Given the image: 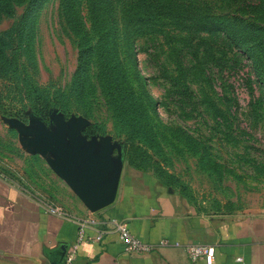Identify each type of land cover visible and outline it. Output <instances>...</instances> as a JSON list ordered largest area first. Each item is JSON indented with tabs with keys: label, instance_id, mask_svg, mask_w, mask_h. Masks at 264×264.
<instances>
[{
	"label": "rangeland",
	"instance_id": "obj_1",
	"mask_svg": "<svg viewBox=\"0 0 264 264\" xmlns=\"http://www.w3.org/2000/svg\"><path fill=\"white\" fill-rule=\"evenodd\" d=\"M58 127L198 211H264V0H0V175L60 198Z\"/></svg>",
	"mask_w": 264,
	"mask_h": 264
},
{
	"label": "crops",
	"instance_id": "obj_2",
	"mask_svg": "<svg viewBox=\"0 0 264 264\" xmlns=\"http://www.w3.org/2000/svg\"><path fill=\"white\" fill-rule=\"evenodd\" d=\"M107 174L109 195L95 211L59 174L58 199L0 175V264H62L74 244L71 264H206L203 257L189 259L185 247L192 243L214 246L212 264H264V211L201 212L144 169L112 163ZM50 207L67 218L50 213ZM87 218L94 224L77 242V221ZM110 219L124 221L152 250L125 252L117 232L105 230Z\"/></svg>",
	"mask_w": 264,
	"mask_h": 264
},
{
	"label": "water",
	"instance_id": "obj_3",
	"mask_svg": "<svg viewBox=\"0 0 264 264\" xmlns=\"http://www.w3.org/2000/svg\"><path fill=\"white\" fill-rule=\"evenodd\" d=\"M42 153L52 152L56 158L49 160L53 170L62 176L74 192L92 211L106 203L110 185L104 183L112 168L109 147L95 152V146L86 147L73 130L58 127L35 141Z\"/></svg>",
	"mask_w": 264,
	"mask_h": 264
},
{
	"label": "built area",
	"instance_id": "obj_4",
	"mask_svg": "<svg viewBox=\"0 0 264 264\" xmlns=\"http://www.w3.org/2000/svg\"><path fill=\"white\" fill-rule=\"evenodd\" d=\"M48 211L52 214L66 217L65 214L60 208L58 207H50ZM78 224V238L77 242L82 241L85 239V230L89 227L90 224H94L93 219H82L77 221ZM105 230H115L118 234L119 240L123 244L124 251L127 253H145L152 250L153 246L151 244L145 243L135 237L126 227V224L122 220L118 219H110L106 222V229ZM104 230V231H105ZM163 243V241H160ZM77 244H74L65 255L64 261L62 264H71L74 260L75 253H76ZM186 253L191 261H196L199 257H203L206 264H212L214 259V251L215 248L211 244H203V243H192L187 244ZM240 258H238L239 260Z\"/></svg>",
	"mask_w": 264,
	"mask_h": 264
}]
</instances>
